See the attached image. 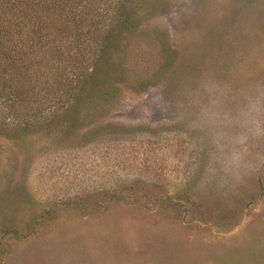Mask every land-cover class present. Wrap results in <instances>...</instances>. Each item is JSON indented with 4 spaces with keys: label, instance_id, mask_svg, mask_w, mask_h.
I'll list each match as a JSON object with an SVG mask.
<instances>
[{
    "label": "rangeland",
    "instance_id": "374dc122",
    "mask_svg": "<svg viewBox=\"0 0 264 264\" xmlns=\"http://www.w3.org/2000/svg\"><path fill=\"white\" fill-rule=\"evenodd\" d=\"M119 3L108 82L0 135V264H264V0Z\"/></svg>",
    "mask_w": 264,
    "mask_h": 264
},
{
    "label": "trees",
    "instance_id": "16d2710c",
    "mask_svg": "<svg viewBox=\"0 0 264 264\" xmlns=\"http://www.w3.org/2000/svg\"><path fill=\"white\" fill-rule=\"evenodd\" d=\"M108 1L116 0H0L1 136L21 137L32 114L33 123L46 117L42 112L53 97L59 104L70 91L77 103L82 98L76 87L90 89V96L96 84L108 82L106 78L97 81L95 68L82 72L89 51L84 40L92 33L97 47L107 40L101 50L105 54L121 39L118 33L128 32L136 20L129 19L131 14L124 12L121 3L108 16L104 7ZM100 36L105 37L99 40ZM100 60L95 59V64ZM110 60L109 56L103 60L107 67H112ZM17 118L24 121L22 128L16 125Z\"/></svg>",
    "mask_w": 264,
    "mask_h": 264
}]
</instances>
